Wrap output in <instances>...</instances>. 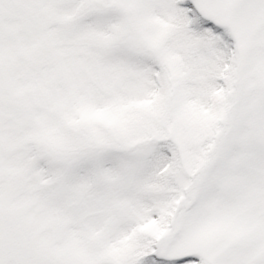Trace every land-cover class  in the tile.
Instances as JSON below:
<instances>
[{
    "label": "snow or ice",
    "instance_id": "snow-or-ice-1",
    "mask_svg": "<svg viewBox=\"0 0 264 264\" xmlns=\"http://www.w3.org/2000/svg\"><path fill=\"white\" fill-rule=\"evenodd\" d=\"M0 264H264V0H0Z\"/></svg>",
    "mask_w": 264,
    "mask_h": 264
}]
</instances>
